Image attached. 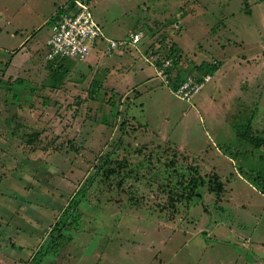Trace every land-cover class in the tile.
<instances>
[{
    "label": "rangeland",
    "instance_id": "374dc122",
    "mask_svg": "<svg viewBox=\"0 0 264 264\" xmlns=\"http://www.w3.org/2000/svg\"><path fill=\"white\" fill-rule=\"evenodd\" d=\"M85 1L108 38L141 31L146 46L173 34L181 76L219 67L185 102L140 43L106 55L99 42L89 63L66 59L53 87L44 41L54 7L11 21L0 0V264H35L82 191L40 264H264V194L249 182L264 148L242 152L236 138L248 119L264 135V0ZM108 158L125 169L100 180ZM191 168L204 184L173 198Z\"/></svg>",
    "mask_w": 264,
    "mask_h": 264
},
{
    "label": "trees",
    "instance_id": "16d2710c",
    "mask_svg": "<svg viewBox=\"0 0 264 264\" xmlns=\"http://www.w3.org/2000/svg\"><path fill=\"white\" fill-rule=\"evenodd\" d=\"M73 4H74L73 0H68L67 5L63 8L62 6L59 7L56 13L53 16H51V19L54 21L61 12L65 11V9L68 7L69 8L72 7ZM144 35L145 33L143 34V36ZM172 35L173 34H170L167 32V35L161 36L159 38L158 43L150 42L146 46L143 42H141L143 38L142 36L139 43L140 45H142L143 54L146 56H151L154 60V63L157 65L161 64L162 60L165 58H171L175 65L176 64L179 65L180 61H179V55L177 52L178 50L174 46V42L172 41ZM126 47L130 48L129 46H126ZM68 62H71V61H68ZM48 63L51 65L49 69L51 71V79H52L51 86L56 87V84L62 80V77L64 78L67 75L69 71V67L65 65V63H67L66 59L49 61ZM218 67L219 65L217 63L211 64L207 61H203L199 64H194L189 74L195 77H201L205 74H209L212 76L214 72L218 69ZM177 71H178V68H177ZM177 71L175 75L173 76V78L169 77L173 87L176 86L177 81L179 82L183 80L186 77V75H189V74H186L185 76L183 75L181 76V73ZM96 89H97V82H95L90 87V91L94 92ZM248 121H250V119H248ZM248 121L245 122L244 124L238 125L237 126L238 128L236 129V138H237L238 143L241 144L242 146L241 148L242 152L246 151L245 148H247V146L252 147L253 150H259L262 147L264 148V135L254 133L252 131V124L249 123ZM238 151L236 150L234 154L231 153L232 158H234V156L238 154ZM259 159L264 161V154L259 156ZM125 165L126 163L124 159L112 160V158H108L106 160H103L102 165L99 166V170H100L99 175L102 176L100 180H107L109 177L113 175L120 174L122 169H125ZM191 170H192V173H191V176L189 177V181L186 184L182 185L179 189L181 193L172 191V189L170 190L171 194L173 195V198L177 197L178 199H180L181 197L184 196V193L187 197H190V196L192 197V196L197 195L198 193L197 185L204 184V178L203 177L201 178L197 174L196 168H191ZM130 171L131 170H128L124 175L128 174ZM249 176H250L249 178L250 181L248 179L247 180L264 194V169L258 170V171H249ZM214 182H216L215 189L222 187V184L219 181L215 180ZM85 195H86L85 191H82L70 199L69 206H71V209L69 210L71 211L68 214L66 213V216L68 215L67 219L58 220V222L55 224L52 230L53 232L51 234V237L53 240H55V246H50L49 244L44 249L38 251L34 259L35 264H40L42 258L50 250L54 252L56 251L57 246L59 244L58 240L62 241L65 238L64 234H62L64 230V227L62 225H65L64 223L65 221H67L66 224L68 225L74 224L76 214L74 215V212L72 210L74 207H77L80 204V202L84 200ZM70 216L72 217V220L68 221ZM53 240L51 241V244L53 243ZM50 247H54V248L51 249Z\"/></svg>",
    "mask_w": 264,
    "mask_h": 264
},
{
    "label": "built area",
    "instance_id": "2783aa9c",
    "mask_svg": "<svg viewBox=\"0 0 264 264\" xmlns=\"http://www.w3.org/2000/svg\"><path fill=\"white\" fill-rule=\"evenodd\" d=\"M72 7H68L61 12L53 21L50 34L46 40L45 59L56 61L62 59L83 61L93 51L99 42H105L106 54H111L115 49L130 46L140 52L137 44L143 36V32H132L128 40L108 38L92 14L91 6L85 0H73ZM72 11V12H71ZM144 55V54H143ZM144 61L149 60L155 69L156 75L163 81L165 86L178 98L189 102L192 97L198 94L205 83L212 78L205 74L201 77L186 75L177 81L173 87L169 77L175 75L178 65L173 63L171 58H165L161 64L157 65L151 56L140 55Z\"/></svg>",
    "mask_w": 264,
    "mask_h": 264
},
{
    "label": "crops",
    "instance_id": "0c3cea01",
    "mask_svg": "<svg viewBox=\"0 0 264 264\" xmlns=\"http://www.w3.org/2000/svg\"><path fill=\"white\" fill-rule=\"evenodd\" d=\"M67 2H68V0H10L9 8L10 7L11 8L9 9V12L12 13L10 18H11V21L12 20L16 21L17 20L16 19L17 18L16 13H18V12L24 13L25 11H26L25 13H27L26 14L27 17L24 16L25 19L33 18L32 15H35V13H37L42 8H44L43 6L49 7V5H51V7L52 6L54 7V11H53V13L51 15V16H53L56 13L57 9L59 7H61V6H62V8L65 7L67 5ZM25 4L26 5H29L30 4L31 7L29 8V10H27L24 7ZM4 10H7L6 7H4ZM0 16H1V9H0ZM49 22H50V25L53 22V20L51 19V17L49 19ZM48 36H47V38H48ZM47 38L45 39L44 44L46 43ZM30 49H31V53H32V54H30L31 60L37 59V58H34L35 56L33 55V53H35L36 54V57H37V53L36 52H37L38 48L36 47V45L33 46V47H31ZM96 52H97V49L94 48L93 51L90 53V55L83 62H88L89 63L88 58L91 55H93V54L95 55V57H97L99 55V53H96ZM111 54H106V55H111ZM117 55H118V53H117ZM119 58H121V57H118L117 59H119ZM90 66H92V65L90 64ZM115 68H112V70H115Z\"/></svg>",
    "mask_w": 264,
    "mask_h": 264
}]
</instances>
